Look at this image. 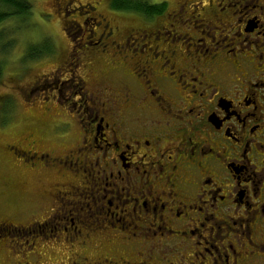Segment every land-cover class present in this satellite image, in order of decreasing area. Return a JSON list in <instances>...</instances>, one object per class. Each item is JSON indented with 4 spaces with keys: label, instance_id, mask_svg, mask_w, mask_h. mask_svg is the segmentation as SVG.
<instances>
[{
    "label": "flooded vegetation",
    "instance_id": "flooded-vegetation-1",
    "mask_svg": "<svg viewBox=\"0 0 264 264\" xmlns=\"http://www.w3.org/2000/svg\"><path fill=\"white\" fill-rule=\"evenodd\" d=\"M61 2L70 50L21 89L49 122L5 147L54 180L0 219V264H264V0H146L127 29Z\"/></svg>",
    "mask_w": 264,
    "mask_h": 264
},
{
    "label": "rangeland",
    "instance_id": "rangeland-1",
    "mask_svg": "<svg viewBox=\"0 0 264 264\" xmlns=\"http://www.w3.org/2000/svg\"><path fill=\"white\" fill-rule=\"evenodd\" d=\"M30 1L33 5L32 14L23 22L12 20L0 26V34L2 35L0 59L5 72L4 79L0 83V219L9 218L16 224L24 222L23 217L28 215V212L29 215H32L34 207L32 209L30 207L31 204L38 201V192L54 180L53 177L40 175L31 177L24 172H18L9 164L8 157L5 155L7 144L28 136L24 134L34 127L38 119L40 122L43 119L42 114L37 109L31 108L26 102H20L24 95V93L21 94V89L36 81L42 72L47 73L49 69L54 67L57 61L50 59L54 58L58 52L70 50V44L66 38L67 34L62 30V25L65 28L68 26H66L67 23H62L61 19L77 18L76 15L72 16V14L67 16L64 10L65 8L71 11L75 7L73 4L66 6L61 2L60 7H55L58 12L62 9L56 16L54 11L56 0ZM79 1L86 3L89 0ZM100 9L102 12L108 13L104 2H102ZM107 9L127 17L126 19L116 17L115 22L121 29H127L137 22L130 18L133 15L131 12L113 10L110 3L107 4ZM85 15H82V20L87 18ZM70 16L72 17L69 18ZM3 46L5 52L2 51ZM37 46L42 50L33 54L32 48L39 49ZM95 68L100 69L98 65ZM54 112L56 113V110ZM43 120L49 122L46 119ZM59 148L63 147L60 145ZM6 180L11 182L9 187H4L3 182ZM20 241L13 242L12 240L8 241V239L5 241L8 250L13 247L9 251L14 255V258H20L23 254L22 251L14 249L13 246L19 247ZM41 253L43 264H61L68 255L66 251H58L56 248L44 249L41 250Z\"/></svg>",
    "mask_w": 264,
    "mask_h": 264
},
{
    "label": "trees",
    "instance_id": "trees-1",
    "mask_svg": "<svg viewBox=\"0 0 264 264\" xmlns=\"http://www.w3.org/2000/svg\"><path fill=\"white\" fill-rule=\"evenodd\" d=\"M32 7L30 0H0V26L12 20L23 22L32 14ZM112 8L119 12L142 13L145 15H153L161 11L157 7L146 5V0H112ZM1 38L2 35L0 34ZM4 46L3 52H5ZM40 50L42 49L32 48L33 54L38 53ZM4 73V65L0 59V83L4 79Z\"/></svg>",
    "mask_w": 264,
    "mask_h": 264
},
{
    "label": "bare ground",
    "instance_id": "bare-ground-1",
    "mask_svg": "<svg viewBox=\"0 0 264 264\" xmlns=\"http://www.w3.org/2000/svg\"><path fill=\"white\" fill-rule=\"evenodd\" d=\"M14 12V11H13Z\"/></svg>",
    "mask_w": 264,
    "mask_h": 264
}]
</instances>
